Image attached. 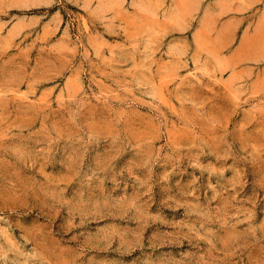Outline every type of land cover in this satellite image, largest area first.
<instances>
[{
	"label": "rangeland",
	"instance_id": "1",
	"mask_svg": "<svg viewBox=\"0 0 264 264\" xmlns=\"http://www.w3.org/2000/svg\"><path fill=\"white\" fill-rule=\"evenodd\" d=\"M0 264H264V0H0Z\"/></svg>",
	"mask_w": 264,
	"mask_h": 264
},
{
	"label": "crops",
	"instance_id": "2",
	"mask_svg": "<svg viewBox=\"0 0 264 264\" xmlns=\"http://www.w3.org/2000/svg\"><path fill=\"white\" fill-rule=\"evenodd\" d=\"M248 58L251 63H255L256 61H258L259 56L257 52L252 51Z\"/></svg>",
	"mask_w": 264,
	"mask_h": 264
}]
</instances>
